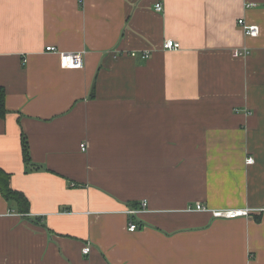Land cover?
<instances>
[{
    "label": "crops",
    "instance_id": "crops-1",
    "mask_svg": "<svg viewBox=\"0 0 264 264\" xmlns=\"http://www.w3.org/2000/svg\"><path fill=\"white\" fill-rule=\"evenodd\" d=\"M0 87V264H264V211H187L264 208V0H0Z\"/></svg>",
    "mask_w": 264,
    "mask_h": 264
},
{
    "label": "built area",
    "instance_id": "built-area-1",
    "mask_svg": "<svg viewBox=\"0 0 264 264\" xmlns=\"http://www.w3.org/2000/svg\"><path fill=\"white\" fill-rule=\"evenodd\" d=\"M255 6L254 4H249L246 5V8L253 7ZM155 11L160 12L162 11V6L161 4H155ZM238 25L242 29L243 35L248 38H256L259 35V28L256 25H251V24H246L243 20L239 19L238 20ZM161 48L166 51H173V50H178L180 48L179 43L167 39L162 43ZM45 51L48 53H54L58 55L59 58V65L63 69L67 70H80L83 68V63H84V52H60L57 50L54 46H48L45 48ZM248 53V51L245 50H234L233 55L236 57L239 56H244ZM130 56L134 57L135 53H131ZM143 59L149 58V54L144 53L142 55ZM81 150H85V145L82 144ZM247 163L251 164L253 163V159L248 158ZM147 207V203L145 201H142L139 205L138 208L136 209H130L127 210L125 213L128 216H136L142 211H144ZM187 211H195V212H206L211 215L213 219H237V218H249L253 213H259L261 211H264V208L262 209H248V208H243V209H219V210H211L206 208L205 206H202L201 204H195V207L193 209L188 208ZM139 228V225L130 222L128 225V230L130 232H134ZM90 251V246H86L83 248L82 253L84 255H88Z\"/></svg>",
    "mask_w": 264,
    "mask_h": 264
},
{
    "label": "trees",
    "instance_id": "trees-1",
    "mask_svg": "<svg viewBox=\"0 0 264 264\" xmlns=\"http://www.w3.org/2000/svg\"><path fill=\"white\" fill-rule=\"evenodd\" d=\"M6 114L4 108V90L0 87V116ZM22 153L25 163L29 162L26 140L22 137ZM8 175L0 169V194L8 202L16 205L17 211L21 215L28 214V201L20 192L14 191L9 186ZM34 222V221H33Z\"/></svg>",
    "mask_w": 264,
    "mask_h": 264
}]
</instances>
